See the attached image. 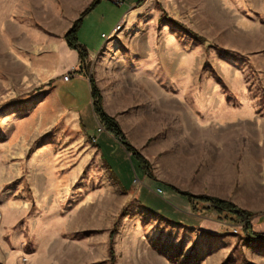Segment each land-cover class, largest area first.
<instances>
[{"label": "rangeland", "instance_id": "374dc122", "mask_svg": "<svg viewBox=\"0 0 264 264\" xmlns=\"http://www.w3.org/2000/svg\"><path fill=\"white\" fill-rule=\"evenodd\" d=\"M137 4L136 17H125L107 42L103 33ZM78 35L98 52L85 60L86 75L145 157L150 177L186 164L196 174L179 176L174 189L235 203L251 214L250 231L264 235V173L247 172L241 152L232 158V176L223 166L211 180L215 129L224 154L264 148L245 140L229 145L230 132L239 139L250 128L264 137V0H101ZM26 67L0 48V264H109L110 247L115 264H264V241L249 238L242 218L211 202L190 199L217 231L145 211L101 159L100 136L109 132L93 111L88 79L85 90L76 80L68 84L77 104ZM128 162L123 172L135 181L137 168ZM202 172L210 174L206 181H198Z\"/></svg>", "mask_w": 264, "mask_h": 264}, {"label": "crops", "instance_id": "0c3cea01", "mask_svg": "<svg viewBox=\"0 0 264 264\" xmlns=\"http://www.w3.org/2000/svg\"><path fill=\"white\" fill-rule=\"evenodd\" d=\"M92 1L93 0H0V48H5V53L7 55L16 56V59L20 61V63L27 65L26 68L39 71L43 76L48 77L49 80L54 82L56 87L59 88V91L64 89V93L66 92L68 98H75L77 104V91L75 88L68 87V84L76 80L77 90L79 88L85 90L84 80L88 79L90 87V77L86 75L84 67L81 68L80 66L81 59L78 51L69 46L64 35L72 27L73 22L79 18L82 10ZM138 5L139 4L131 6V8L123 14L120 21L127 17V21L130 20V23L138 13ZM85 18H88V15L85 16ZM109 40L106 41L109 42ZM88 53L91 55L97 54L98 52L90 49ZM31 56L32 58L35 56L32 61H30ZM78 69H80V72L77 71ZM70 71H77L76 76H73L68 81L64 80L63 74ZM91 101L93 106L92 97ZM77 112L79 115L78 108ZM79 117L82 119L81 114ZM83 125L85 127L84 123ZM215 130L214 145L218 146L219 149L218 152H214L213 155L214 173L211 179L212 181L216 182L218 180L216 176L221 175L223 166V168H229L230 176H232V158L241 156V152L243 154L242 157L246 158L248 161L244 164L241 163V166L244 165L245 168H247V172L251 169L250 171L258 175H260L261 172L264 173V148L258 150L249 148L244 150V152L239 149L236 151L230 150L228 154H224L220 150L222 144L221 128ZM246 130L249 134L239 139H235L234 134L230 132V147H232L234 141L241 146L243 140L246 141L247 147H250V144H252V146L256 144V146L261 145L264 147V137L259 136L261 134H258L255 138L250 128ZM108 134L109 135L102 134V136H100V138L103 137L104 141L103 146L98 147L101 159L106 157V164L108 167L113 168L111 170L114 171L121 187L133 193L145 211L152 212L159 217H161V215L165 216L166 219L168 218L167 221L179 224L183 227L203 228L209 231L219 230L220 227L214 219L202 213L195 212V202L179 194L172 186L174 183L179 182V179L182 180L179 176H190L193 173L196 174V171L192 172L189 170L190 167L186 164L180 165L172 163L169 170H166L165 178L159 179L160 181L158 179L156 180L147 175L140 168L139 163L135 164L131 153L127 152L123 145L115 139L112 134ZM91 136L92 139L94 137L96 138L95 144L99 142L100 138L95 134H91ZM238 140H240L241 143H239ZM196 156L197 154H193L191 158L194 159ZM129 159L132 161L135 169L137 168L136 171L139 174L135 181L123 172L129 167ZM207 175L210 174L202 172L201 178L199 177L198 181H206L209 177ZM184 179L185 178H183V180ZM224 179L233 183L231 179ZM246 183L245 181V184ZM241 186H239L240 189L247 191H254L260 188L254 186ZM192 189L197 193L203 191L200 187L198 189ZM222 193L217 192L214 194L222 198H227V196Z\"/></svg>", "mask_w": 264, "mask_h": 264}, {"label": "trees", "instance_id": "16d2710c", "mask_svg": "<svg viewBox=\"0 0 264 264\" xmlns=\"http://www.w3.org/2000/svg\"><path fill=\"white\" fill-rule=\"evenodd\" d=\"M100 0H93L81 13L79 18H77L70 30L65 35V39L67 40L69 46L71 48H74L78 51L80 59H81V68L84 67V62L88 58V50L85 45L81 44L79 41V29L81 27V24L83 23V19L85 16H87L99 3ZM199 37V36H197ZM200 38V37H199ZM80 72V69L77 70ZM90 89H91V97L93 100V111L101 124L105 127V129L112 134L115 139H117L123 147L126 149L127 152H130L133 158V161H137L140 165V168L147 173L149 176L153 177L152 172L148 169L149 165L145 159V157L140 153V151L134 147L131 143L127 141V139L124 136V132L121 130L120 124L117 122L115 117L110 116L103 107V98L101 91L96 83V80L94 77L90 78ZM177 192H179L181 195H184L192 200H201V201H208L211 202L212 207H214L217 211L223 212H232L237 214L245 223V232L247 233V236L251 239H259L261 241H264V235L257 234L252 231H250V224H249V218L250 213L246 210L240 209L237 207V205L231 201H227L215 196L206 195V194H194L188 191H183L175 188ZM114 239V233H111V243ZM112 245V244H111ZM110 261L109 264H115L116 263V257L115 252L112 247H110ZM108 262V261H107ZM106 261H100L98 264H105Z\"/></svg>", "mask_w": 264, "mask_h": 264}, {"label": "built area", "instance_id": "2783aa9c", "mask_svg": "<svg viewBox=\"0 0 264 264\" xmlns=\"http://www.w3.org/2000/svg\"><path fill=\"white\" fill-rule=\"evenodd\" d=\"M112 1L115 2L116 4H121L122 3V0H112ZM123 23H124V20L120 21L115 26L114 30L110 34H103V37L106 38V40L111 39L114 36V34H116L117 32H119L120 30H122ZM76 73H77V71H70V72H68V74H66L64 76V80H66V81L70 80L73 76H76ZM93 140L96 141V138L94 137Z\"/></svg>", "mask_w": 264, "mask_h": 264}]
</instances>
